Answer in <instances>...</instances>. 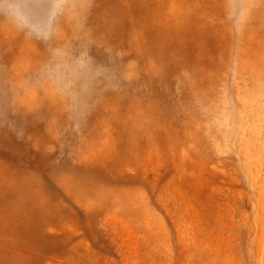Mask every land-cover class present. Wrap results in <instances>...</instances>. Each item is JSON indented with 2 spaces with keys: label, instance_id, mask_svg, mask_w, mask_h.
I'll return each instance as SVG.
<instances>
[{
  "label": "rangeland",
  "instance_id": "374dc122",
  "mask_svg": "<svg viewBox=\"0 0 264 264\" xmlns=\"http://www.w3.org/2000/svg\"><path fill=\"white\" fill-rule=\"evenodd\" d=\"M0 264H264V0H0Z\"/></svg>",
  "mask_w": 264,
  "mask_h": 264
}]
</instances>
